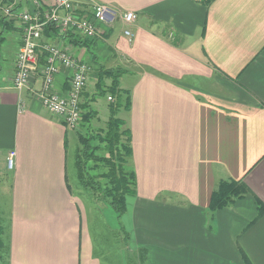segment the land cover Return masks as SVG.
Segmentation results:
<instances>
[{"label":"crops","instance_id":"crops-1","mask_svg":"<svg viewBox=\"0 0 264 264\" xmlns=\"http://www.w3.org/2000/svg\"><path fill=\"white\" fill-rule=\"evenodd\" d=\"M35 1L22 0L21 9L33 11ZM39 1L43 11L55 4ZM77 1L82 15L99 3L137 16L131 27L121 19L101 25L106 33L91 44L93 55L70 36L43 35L92 67L82 102L97 95L101 67L126 71L119 89L130 107L123 103L117 115L131 134L126 167L136 175L135 191L122 224L109 207L100 212L91 205L75 165L88 127L71 130L35 95L45 57L32 90L14 88L23 34L18 21L6 20L11 25H0L6 264H102L95 248L98 226L125 231L129 251L144 264H264V0ZM70 75L60 70L57 93L68 92ZM94 98L92 108L110 118L109 107ZM223 182L239 183L243 195L212 210Z\"/></svg>","mask_w":264,"mask_h":264},{"label":"built area","instance_id":"built-area-1","mask_svg":"<svg viewBox=\"0 0 264 264\" xmlns=\"http://www.w3.org/2000/svg\"><path fill=\"white\" fill-rule=\"evenodd\" d=\"M77 0H55V4L43 11L39 0L33 4L34 10L21 9L22 0H0V15L7 20H16L22 27V45L16 58V72L13 77L15 89L32 90V83L37 76L41 59L45 57L43 82L35 91L43 105L50 113L64 120L71 130H78L82 121V97L90 81L92 67L90 64L76 60L67 50L57 44L45 42L43 35L46 27L53 24L60 37L74 34L92 43L103 40L108 28L119 19L128 27L137 21L134 12L119 14L114 8L105 4H93L89 14L82 15L78 10ZM124 35L133 39L130 29ZM61 69L71 72L70 89L66 94L54 90L55 79ZM110 102L114 101L110 96ZM15 154L8 159L10 169L14 165Z\"/></svg>","mask_w":264,"mask_h":264},{"label":"trees","instance_id":"trees-1","mask_svg":"<svg viewBox=\"0 0 264 264\" xmlns=\"http://www.w3.org/2000/svg\"><path fill=\"white\" fill-rule=\"evenodd\" d=\"M6 18L0 17V25H11V21H6ZM0 33V46L5 40L3 35L5 31ZM46 34H57L53 24L46 27ZM73 38V44L87 48L91 55V44L88 40L76 38L74 34H69ZM65 37V36H63ZM126 74V71L121 68L105 69L101 67L100 80L97 85V90L100 95L111 94L112 98H116V103L109 104L110 118L107 122L106 129L102 131H90V124L97 116V112L92 108V103L95 102L94 95L92 99L83 102L81 127L87 128L86 134H81V148L78 150L75 165L77 177L80 184L98 194L99 199L108 203L118 214L119 219L123 217L127 210V197L134 194L136 186V175L134 171L126 167L127 159L132 155L131 134L128 129H125V123L117 116V113L122 108L124 103L125 110L129 109L130 100L126 96L127 93L119 89V80ZM109 78L112 80L111 85L104 90L102 87V79ZM101 82V83H100ZM100 85V86H99ZM98 140V142L96 141ZM96 142L97 145H93ZM99 144V145H98ZM101 146L106 149L108 155L99 157L97 151L101 150ZM101 170L99 174L94 173ZM104 183V185H103ZM243 186L239 183L223 182L218 185L211 203L212 210H219L229 207L233 202L241 198L243 195ZM4 228L0 224V259L1 252L4 249L2 236Z\"/></svg>","mask_w":264,"mask_h":264},{"label":"rangeland","instance_id":"rangeland-1","mask_svg":"<svg viewBox=\"0 0 264 264\" xmlns=\"http://www.w3.org/2000/svg\"><path fill=\"white\" fill-rule=\"evenodd\" d=\"M116 27H117V29L122 28L121 25H116ZM99 80H100V78L98 76V79L95 80L96 86L98 85ZM107 82L108 81H107L106 77L102 79L101 85H102L104 90H107V88H108L107 85L105 86V84ZM95 91L98 94L97 95L98 105L99 104L104 105L105 109H107V107H109L110 103H112V104L116 103L115 101L110 102L107 100V97H108L107 94H109V93H107L106 95H100L98 93V90H95ZM99 108H100V106H99ZM107 111H108V109H107ZM117 116L119 118L122 117L121 114L120 115L118 114ZM93 121H94L95 129H93L91 132H95V131L99 132V131L106 129V125H107V122L109 121V118H108L106 112L101 111L99 113L97 112V116L95 117V119ZM91 128H93V126ZM84 134H86V132ZM81 136L82 135H80V137ZM96 141L98 142V140H96ZM103 147L104 146H101V150L97 151V153H96L97 156L100 157V156L104 155L105 153H107L106 149H104ZM107 155H108V153H107ZM104 157H105V155H104ZM72 167L74 168V166H72ZM73 171H74V169H73ZM100 172H101V170H97L94 173L99 174ZM70 179L74 180V176H70ZM103 185H104V183H103ZM84 190H85L84 193L86 194V196L89 197V199H90L89 202L91 203V205L93 207H95L100 212H101V210L103 211V209H105V207H109V209L114 214V212H113L114 209L105 201L100 200L98 197L99 196L98 194H95L94 191L91 189L84 188ZM94 197H96L97 200H95ZM94 200L98 206H96V204H94ZM2 207H4V208L6 207V201L5 200H3L0 203V224L2 226H4L5 224H7V216H5L1 212V210L4 209ZM93 207H91V208H93ZM125 216H126V214L123 215V217L121 218L120 224H122L123 219H125L124 218ZM115 217H116V215H115ZM109 221L112 223H115L113 221V219H111V218L109 219ZM125 235H126L125 231H119V232L115 231L114 232V231H111L107 227L102 228L101 226H98V232H97V235L95 238V248H96V254L101 259L102 264H144L140 261V257L138 255H135L129 251V245H128V243H126L125 238H124ZM6 258H7L6 257V251H5V249H3V251L1 252L0 264H6V261H7Z\"/></svg>","mask_w":264,"mask_h":264}]
</instances>
